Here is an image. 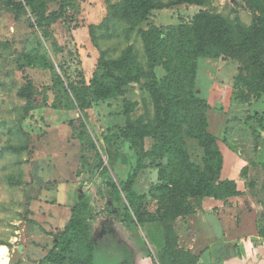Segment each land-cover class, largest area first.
<instances>
[{
	"label": "rangeland",
	"instance_id": "obj_1",
	"mask_svg": "<svg viewBox=\"0 0 264 264\" xmlns=\"http://www.w3.org/2000/svg\"><path fill=\"white\" fill-rule=\"evenodd\" d=\"M11 1L18 0H0V4L5 5L0 8V248H8L10 264H38L52 247V237L56 233L46 232L51 230L36 224L34 216L39 218L41 209L36 208L35 214H32L30 200L37 186L49 191L43 199L48 203L53 201L55 192L52 188L56 185L40 183L39 176L42 171L48 172L58 165V170L49 175L65 174L64 181L70 184L79 179L74 196L84 194L88 199V203L81 206L79 217L83 222L87 220L94 241L100 240L97 232L105 231L107 223L108 229L119 241L125 238L130 245L138 244L143 252L148 250L156 264H163L166 224L159 222L153 229L148 225L138 227L125 223L124 203L111 202L105 181L110 179L120 183L138 161L141 167L151 168L143 172L140 183L148 180L149 186L157 185V168L168 166V158L162 149L168 137L182 140L191 162L203 170L206 152L197 139L198 107L191 97H207L205 90L209 88L210 81L206 66L201 62L196 74L198 86L202 88L199 94L196 82L192 86L185 80L184 71L176 62L172 68L173 95L168 102L163 100L158 114L149 87L156 83L160 85L168 72L151 62L142 32L147 31L148 26L165 29L181 23L189 24L200 11L249 28L256 21V12L245 0H209L203 7L186 4L185 0H157L167 9L152 11L147 22L134 26V30L126 34L132 26L115 20L104 29L96 27L91 30L92 25L99 26L108 15L110 6L120 0H111V4L105 0H78L67 10V20H52L44 28L37 26L36 17L29 9L13 7L9 4ZM38 3L46 15L59 10L58 0H38ZM50 39L58 44L60 52L56 53L51 48ZM75 45L87 82L97 71L102 55L104 64H108L105 69L118 68L112 62L122 57L131 65L113 73L114 78L105 82L121 84L123 95L94 104L88 111V133L84 136L82 153L80 143L69 134V123L72 121L78 127L80 114L44 107V104L53 105L56 99L53 73L58 71L60 63L69 64L67 50H74ZM38 57L46 58L48 70L28 67L29 60ZM131 59L134 60L132 63ZM219 61L218 74L224 77L233 73L237 75L241 64L236 59L221 57ZM135 67L142 69L144 76L137 82L127 83L125 75H135ZM97 73L99 77L103 76L104 68ZM255 76L252 72L242 73L238 80L242 94L250 92L244 86L247 79L253 82L254 87L259 85L264 90V80L254 84L257 82L253 79ZM234 78L228 83L222 82L220 90L212 93L209 99V132L218 139L219 147L225 153L238 154L247 161L256 153L257 139L252 130L260 133L261 121L257 119L255 125L250 126L248 105L233 101ZM29 103L31 108L28 109ZM126 103H131L132 127L122 133L123 140L117 142L115 138L119 139V132L115 129L125 123ZM258 104L264 110V102ZM80 133L77 129L76 134ZM257 145L260 146V143ZM259 155L264 161V152ZM243 178L248 188L246 196L264 204V168L250 166L243 171ZM145 208L155 212L156 200L149 198ZM73 248L76 249V244ZM96 264H117V260L112 261L106 255L98 254ZM168 264L190 263L181 255Z\"/></svg>",
	"mask_w": 264,
	"mask_h": 264
},
{
	"label": "trees",
	"instance_id": "obj_2",
	"mask_svg": "<svg viewBox=\"0 0 264 264\" xmlns=\"http://www.w3.org/2000/svg\"><path fill=\"white\" fill-rule=\"evenodd\" d=\"M208 1L185 0L184 3L203 7ZM245 1L250 3L256 12V21L249 28L239 22L233 24L219 15L200 11L189 24L181 23L177 27L169 26L165 29L148 26V30L142 32V39L151 62L157 63V66L163 67L168 72L167 77L160 85L156 83L149 87L158 114L162 110L163 100L168 102L173 95L172 68L176 62L180 63L185 80L194 86L198 61L201 58L219 60L221 57H231L241 64L234 78L231 91L233 101L246 103L249 107L264 98L262 87L259 85L254 87L250 79H247L244 84L250 89L249 93L242 94L238 86V80L243 72H252L256 75L253 77L257 80L254 84L264 80V0ZM77 2L78 0H58L60 3L59 10L50 15H46L38 0H18L17 2L11 1L9 4L21 10L29 9L36 17L37 26L44 28L52 20L66 19L67 10L70 6H75ZM105 2L111 4V0H105ZM0 5V8L5 7L3 4ZM165 9L167 7L157 0H120L110 6L108 15L99 26L92 25L91 30L96 27L104 29L115 20L130 24L132 27L126 31V34H129L134 30V26L147 22L152 11ZM50 45L56 53L60 52L61 49L54 40L50 39ZM67 57L69 64L60 63L58 71L55 70L53 73V88L56 92V99L52 106L44 104V107H49L55 111H76L80 114L79 126L76 127L72 121L69 126L73 139L81 145L80 151L82 153L84 151V136L88 133L86 124L88 111L92 109L94 104L110 99L114 100L123 95L121 84L105 82L111 77L114 78L113 73L126 66L131 67V65L130 62L127 63V60L124 62V57H122L118 61L112 62V65H116L118 68L105 69L108 64H104L102 55L97 64V71L90 82H87L76 45L74 50L68 48ZM132 61L134 60L131 59V63ZM46 62V58L30 59L28 67L48 70ZM103 68L105 73L99 77L97 72ZM135 68V75H125L127 83L137 82L143 78L144 71L138 67ZM191 98L198 107L197 139L206 152L203 170L191 162L182 140L168 137L163 144L161 143L164 147L162 149H164L165 156L168 158V166L156 167L158 169V184L151 185L146 193L139 194L134 186L139 175L151 168L141 167L138 161L133 170L128 173L125 181H120V183L110 179L105 181L111 202L124 203L125 223L138 227L147 225L155 227L159 222L166 224V246L161 259L163 264H168L171 259L178 260L181 255L185 256L190 264L199 262L198 256H194L179 247L178 236L175 231V223L178 219L202 212L204 199L213 198L226 201L241 194L235 181L222 179L224 158L218 139L209 132L207 115V111L210 109L209 100L202 97L201 99ZM126 105L128 110L126 108L123 114L125 123L122 127L119 126L115 129L119 132V139L118 137L115 138L117 142L123 140L122 133L132 127L131 109L129 108L131 103H126ZM29 108H31L30 103L28 104ZM248 117L251 119L249 123L259 119L261 121L260 130L264 131L262 116L249 115ZM77 129L81 132L79 135L76 134ZM252 131L258 144L260 133L256 130ZM114 134L112 136H115ZM257 144L255 146L256 152L259 149ZM149 198L157 202V210L152 213L145 208ZM85 203H88V199L84 194H81L79 202L71 209V218L68 224L61 233L55 235L53 247L43 262L50 264H96V259L100 254L106 255L109 260H117V264H132L134 261L133 252L126 244L113 236L107 227V223L105 225L106 233L100 241H94L91 238L87 220L84 223L79 217L81 206ZM259 234L264 237L263 215ZM73 244H76V249L73 248ZM152 260L153 264H156L154 259Z\"/></svg>",
	"mask_w": 264,
	"mask_h": 264
},
{
	"label": "crops",
	"instance_id": "obj_3",
	"mask_svg": "<svg viewBox=\"0 0 264 264\" xmlns=\"http://www.w3.org/2000/svg\"><path fill=\"white\" fill-rule=\"evenodd\" d=\"M201 62L206 66L210 81L209 88L205 90L207 97L203 99L209 100L213 92L220 90L222 82L232 81L236 74L233 73L231 76L225 77L218 74L216 69L220 67L219 60L199 59L198 65ZM196 87L199 94H201L202 88H199L197 81ZM260 102L263 103L264 98L249 106L248 114L251 116L260 115L264 119V110L260 109L258 104ZM255 123V120H253L249 124L253 126ZM69 132V134H72L71 128ZM258 142L260 143L259 151L254 153L251 159L247 161L243 160L238 154L230 153L229 155L225 153L220 147L222 154H224L222 179L235 181L238 191L241 193L239 196L226 201L213 198L204 199L202 212L182 217L176 221L175 231L178 236L179 247L194 256H198L199 262L197 264H264V237L259 234L262 227L264 204L255 202L246 196L248 188L245 185L246 179L243 178V171L250 168V166L258 165L262 169L264 168V161L260 160L259 157V153L264 152V131L260 130ZM58 168L57 165V168H53L48 172L42 171L39 176L40 183L49 184L51 182L56 185L52 188L55 192L53 201L48 203V200L43 199L49 191L37 186L30 200L32 214H35L36 208L41 209L39 218L37 215L34 216L36 224L51 230H46V232H55L56 234L61 233L68 224L71 218V209L80 200V196H74L79 179L76 183L70 184L64 181L65 174L59 176L49 175V173L56 172ZM142 176L143 172L139 175L134 186L139 194L146 193L151 186H149L150 181L148 180L145 183H140ZM126 178L121 181H125ZM59 198H62V200L59 201ZM61 226L62 228H60ZM151 228L154 229L155 227L151 226ZM105 233L106 229L105 231H98V240L99 238L101 240ZM55 235L52 237V247ZM120 242L126 244L133 251L134 261L132 264H153L148 250L143 252L138 244L130 245L125 238L121 239ZM52 247L45 252L44 258ZM43 259L38 264H50L43 262Z\"/></svg>",
	"mask_w": 264,
	"mask_h": 264
},
{
	"label": "bare ground",
	"instance_id": "obj_4",
	"mask_svg": "<svg viewBox=\"0 0 264 264\" xmlns=\"http://www.w3.org/2000/svg\"><path fill=\"white\" fill-rule=\"evenodd\" d=\"M0 264H10V256L6 247L0 248Z\"/></svg>",
	"mask_w": 264,
	"mask_h": 264
}]
</instances>
